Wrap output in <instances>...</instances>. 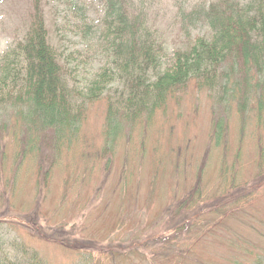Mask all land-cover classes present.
I'll return each instance as SVG.
<instances>
[{"label":"rangeland","instance_id":"374dc122","mask_svg":"<svg viewBox=\"0 0 264 264\" xmlns=\"http://www.w3.org/2000/svg\"><path fill=\"white\" fill-rule=\"evenodd\" d=\"M208 2L148 3L145 23L163 40L160 70L175 64L176 50H187L197 39L210 36L206 25L195 19L197 10ZM43 3L49 42L65 65V78L76 102L85 103L86 117L70 147L50 130L33 133L31 144L35 142L40 148L39 158L47 155L50 158L52 154L57 163L51 168L48 188L41 186L44 199L37 211V189L28 177L30 169L26 172L25 165L19 166L17 174L21 177L16 182L19 194L1 203L0 247L12 254L13 247L7 244L24 242L44 256L47 264H84L87 254L103 259L101 254L105 251L115 256L108 264L183 263L177 249L185 245L175 240L165 242L178 220L170 210L176 201L192 195L194 180L199 176L204 184L203 198L212 204L205 210L204 219L218 217L217 238L211 237L200 249L205 260L214 256L221 263L233 264L229 260L233 258L232 249L226 248L223 241L237 231L242 233L240 238L256 237L251 243L263 242L259 232L264 229L255 222H264V194L255 208L232 217L229 215L233 199L222 200L221 205H214L213 199L225 191L227 177L237 182L254 177V158L261 148L256 140L262 135L264 144V126L261 132L252 133L247 121L245 132L240 134L235 106L229 111L228 105L218 102L217 91L212 92L207 86L197 89L190 81L151 121L142 119L130 122V126L125 124L111 146L103 137L104 96L115 99L125 84V76L112 47L113 36L103 23L104 5L101 0H43ZM31 8V0H0L3 94L13 82V71L8 69L20 64L16 45L28 27ZM15 108L10 103L0 108V148L8 155L4 161L0 160L3 163L0 183L4 170L10 171L8 175L12 173L13 166H5L13 161L10 155L15 153L10 149V140L14 139L15 151L30 143L26 125L17 123ZM222 113L229 116L230 151L224 156L218 154L219 147L212 146L213 150L206 151L211 144L208 137L212 119ZM222 139L221 136L220 142ZM108 156H112L111 166L106 171L99 162L103 163ZM223 170L225 176L221 178ZM65 177L68 190L62 196ZM218 208L226 211L223 219L215 213Z\"/></svg>","mask_w":264,"mask_h":264},{"label":"trees","instance_id":"16d2710c","mask_svg":"<svg viewBox=\"0 0 264 264\" xmlns=\"http://www.w3.org/2000/svg\"><path fill=\"white\" fill-rule=\"evenodd\" d=\"M153 1L156 0H101L105 10L103 23L113 36L112 47L125 76V84L115 99L104 96V140L112 146L125 124L130 126V122L142 119L151 121L159 110L166 108L169 100L184 91L190 81L194 82L197 89L198 86H207L212 92L217 91L218 102L228 105L229 111L232 105L235 106L240 134L245 132L247 121H250V132H261L264 126V0H207V5L200 8L199 12L197 10L196 19L199 15V19L208 26L210 36L197 39L187 50H176L175 64L166 70L159 69L164 50L163 40L147 27L144 19L147 16L146 6ZM31 2L28 27L16 45L20 64L13 70L8 69L13 71L11 87L4 94V89L0 88V108L9 103L16 106L14 112L18 114L17 123L26 125V132L30 134L26 136L30 143L27 146L22 144L15 151L12 148L14 139L10 143L7 141L15 153L10 155L13 161L5 164L13 166L12 173L8 175L10 171L4 170L0 183L1 213V203L9 202L10 197L13 199L19 194L16 182L20 175L17 171L22 165L26 166V172L30 169L28 177L37 189L36 211L41 208L40 203L44 199L41 186L48 188L51 168L57 163V158L52 154L50 158L49 155L39 158L40 148L34 145L35 142L31 144L33 133L50 130L52 134L62 137V142H68L66 146L70 147L86 117L85 103L76 102V96L65 78V65L49 42L43 0ZM228 118L224 113L213 117L208 137L211 144L206 151L219 147L218 154H228ZM221 136L223 139L220 142ZM256 143L261 148L254 158V177L242 182L227 177L225 191L213 199L214 205H221L222 200L233 199L230 217L255 208L256 201L264 194L262 135H258ZM4 153L5 149L0 148L1 161L8 156ZM111 158L108 156L103 163L99 162L101 168L109 171ZM238 158L236 155L235 160ZM221 159L222 164H225L222 156ZM2 166L3 163L0 164V171H3ZM220 173L223 178L224 170ZM194 181L192 195L180 202L176 201L170 210L178 220L165 242L175 240L185 245L177 249L178 255L183 258V263L179 264H225L214 256L209 261L205 260L200 253L205 241L211 237L217 238L218 217L209 221L204 219L205 210L212 204L203 198L204 184L201 177ZM67 190L65 177L62 196L63 191L66 194ZM218 209L215 213L223 219L226 211ZM255 224L264 229L263 220ZM241 234L237 231L223 241L225 247L229 246L233 252V258L229 260H233V264H264V231L259 232L263 238L260 243L250 242L256 237L240 238ZM7 246L13 247L12 254L5 247H0V264H47L44 256L32 251L24 242H13ZM92 255L87 254L84 264H108L115 257L106 251L101 254L103 259H98L99 256L95 259Z\"/></svg>","mask_w":264,"mask_h":264}]
</instances>
